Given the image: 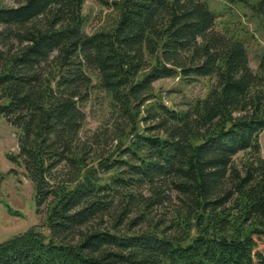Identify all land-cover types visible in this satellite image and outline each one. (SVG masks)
<instances>
[{"label":"trees","instance_id":"trees-1","mask_svg":"<svg viewBox=\"0 0 264 264\" xmlns=\"http://www.w3.org/2000/svg\"><path fill=\"white\" fill-rule=\"evenodd\" d=\"M226 1L264 41V0ZM83 2L0 4L6 158L47 230L0 242V264H264V44L250 67L248 34L207 0H97L110 15L91 33ZM165 78L210 84L180 108L154 90Z\"/></svg>","mask_w":264,"mask_h":264},{"label":"rangeland","instance_id":"rangeland-1","mask_svg":"<svg viewBox=\"0 0 264 264\" xmlns=\"http://www.w3.org/2000/svg\"><path fill=\"white\" fill-rule=\"evenodd\" d=\"M16 0H3L0 4L14 5ZM210 10L218 12L216 26H227L230 30L239 27L247 33V57L250 67H254V55L258 47L264 44L262 36L254 30L253 19L248 10L240 5L228 3L226 0H207ZM82 15L85 19L84 30L91 33L108 22L109 9L99 4L97 0H84ZM237 27V28H236ZM207 78H197L193 83L184 85L177 78H165L153 83L154 90L161 94L168 106L183 108L187 102L205 94L208 85ZM86 118L82 125V133L89 134L98 123L101 105L94 98L83 105ZM16 129L8 125L0 117V242L26 232L30 227L38 225L43 233H47L42 226L44 213L35 211L33 190L30 182L21 173V168L12 165L6 154L16 152ZM260 155L264 159V130L258 136ZM10 168L15 174L7 173ZM14 213V214H13ZM257 249L264 252V237L257 240Z\"/></svg>","mask_w":264,"mask_h":264}]
</instances>
